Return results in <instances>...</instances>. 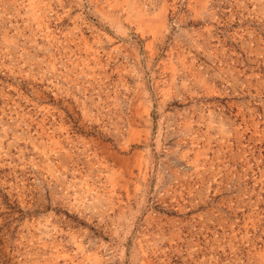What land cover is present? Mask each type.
Listing matches in <instances>:
<instances>
[{"label":"rangeland","instance_id":"obj_1","mask_svg":"<svg viewBox=\"0 0 264 264\" xmlns=\"http://www.w3.org/2000/svg\"><path fill=\"white\" fill-rule=\"evenodd\" d=\"M0 264H264V0H0Z\"/></svg>","mask_w":264,"mask_h":264}]
</instances>
